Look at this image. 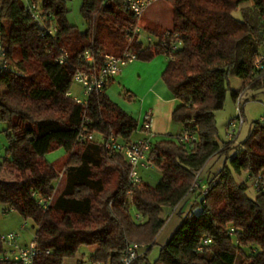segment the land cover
Segmentation results:
<instances>
[{
  "label": "trees",
  "instance_id": "obj_1",
  "mask_svg": "<svg viewBox=\"0 0 264 264\" xmlns=\"http://www.w3.org/2000/svg\"><path fill=\"white\" fill-rule=\"evenodd\" d=\"M37 1L52 14L45 26L28 17L23 0H0L7 59L6 67L0 64V121L7 124L8 138L0 162V205L2 213L14 210L30 221L33 240L49 250L34 264H62L82 246L93 247V264H121L130 244L144 247L131 264H264V194L254 190L250 197L248 185L237 182L225 163L207 178L205 194L191 190L202 166L216 155H225L232 169L248 172L249 179L264 174V118L252 122L243 140L221 144L214 118L230 77L243 80L240 89L231 90L234 100L264 89V63L255 66L264 55V0H166L172 27H142L157 37L177 32L181 44L171 54L132 33L136 20L124 0H82L88 24L83 32L67 22L65 0ZM236 9L239 18L233 15ZM51 23L53 34L47 31ZM124 49L136 52L137 59L157 54L168 59L162 78L177 100L171 119L181 129L174 137L152 141L148 160L161 175L155 186L132 185L125 159L103 145L109 132L128 140L137 120L107 96L106 87L86 103L70 95L77 70L96 71L105 54ZM182 131L194 141L183 143ZM87 132L93 139L80 141L79 134ZM57 146L66 152L64 184L43 208L31 193L45 197L54 192L57 168L44 155ZM5 169L11 170V179L3 178ZM191 194L200 197V211L182 216L151 262L148 252L167 213ZM4 249L0 239V256ZM0 264L20 263L0 259Z\"/></svg>",
  "mask_w": 264,
  "mask_h": 264
},
{
  "label": "built area",
  "instance_id": "obj_2",
  "mask_svg": "<svg viewBox=\"0 0 264 264\" xmlns=\"http://www.w3.org/2000/svg\"><path fill=\"white\" fill-rule=\"evenodd\" d=\"M127 8L133 13L136 24L132 26V33L138 35L144 40L147 45L157 44L165 53L171 54L177 47L180 46V36L177 32L166 31L162 37H157L150 32H145L142 25L140 24V19L146 10V8L155 1L160 0H124ZM24 10L28 17L35 22L37 25L45 26L46 21L52 17L49 10H45L41 7L40 2L37 0H23ZM56 28L51 23L47 28L50 34L55 32ZM2 30L0 26V64L4 68L7 65L6 53L2 46ZM132 37V36H131ZM128 39H131L130 37ZM66 55L60 57L61 62ZM84 58L87 60L91 59V55L88 51L83 54ZM172 59V56H170ZM137 59V54L129 49H124L120 54H105L103 56L102 64L96 71L91 70H77L73 75V82L81 87V96H73L77 103H86L88 97L92 93L101 92L107 87L109 81L119 74L123 67L128 63ZM264 63V55H259L256 59L255 66L261 67ZM241 94H238L235 98L237 101V114L235 117L231 118L227 123V134L228 137L233 140L238 134L239 128L243 123V114L241 103ZM151 111L147 110L143 114V122L140 130L142 131V136L126 141H120L113 132L109 134L104 139L103 145L107 152L111 155L119 154L121 155L126 163L130 166L129 171V181L132 185L142 181L140 174V169L152 168L151 163L148 160V153L152 147V141L149 136L150 124H151ZM264 117H261L262 119ZM78 139L86 140L93 139V135L90 132L81 133ZM195 137L185 131L180 134V140L183 143H190L194 141ZM252 188L258 192L264 194V174H258L250 179ZM192 191H198L201 194L207 192V186L203 183L197 176L196 180L193 182ZM31 195L36 199L37 203L41 207L46 208L52 201L53 196L47 195L41 197L37 193L32 192ZM139 217L138 214H135ZM26 222L24 221L17 230H11L6 233L0 234V239L2 240L4 251L1 253L0 259H9L19 262L20 264H34L35 258L42 253L43 250L38 246L37 242L33 238L26 244H20L19 236L20 230L24 229ZM232 230V229H231ZM231 232V231H230ZM142 246L137 244L128 245L122 252L121 264H131L133 259L138 255L139 249ZM44 253H48L49 250L45 249ZM100 264V263H96Z\"/></svg>",
  "mask_w": 264,
  "mask_h": 264
},
{
  "label": "rangeland",
  "instance_id": "obj_3",
  "mask_svg": "<svg viewBox=\"0 0 264 264\" xmlns=\"http://www.w3.org/2000/svg\"><path fill=\"white\" fill-rule=\"evenodd\" d=\"M65 18L70 25H73L79 31H85L88 28V24L82 16L81 13V5L82 0H65ZM249 5V3H243L241 6ZM148 12L158 18V21L163 25H170L172 20L171 8L169 3L166 0L155 1L148 7ZM233 15L237 18L241 17L239 9L233 11ZM171 19V20H170ZM142 21L147 23L148 20L142 17ZM142 23V22H141ZM149 25V24H147ZM160 28V30L164 29L163 27L156 25ZM163 57V56H162ZM165 57V56H164ZM243 80L239 77L232 76L229 78L228 90L225 94V99L222 108L214 111V118L216 121V141L218 143H223L230 141L231 139L227 134V123L228 121L235 117L237 114V101H235L231 95V90H238L242 87ZM116 89V94H118V88ZM120 93V91H119ZM70 95L71 96H81V87L76 83L72 82L70 87ZM121 93L119 97H121ZM117 101L119 104H126L123 97ZM123 102V103H122ZM240 106L242 108L243 114V123L241 124L237 137L235 138V143L243 140L252 124V122L264 117V89L259 90H249L248 92L243 94V98H241ZM7 124L5 122L0 121V162L3 161L6 155V146L8 144V138L6 134ZM174 137V136H173ZM234 140V139H233ZM45 159L51 164L55 165L58 172L57 184L54 192L52 193L53 198L56 197L59 190L62 188L64 184V168L63 162L66 158V152L63 147L57 146L49 150L44 155ZM224 163L231 169L234 179L237 182L244 181L248 185L247 194L250 197H253L256 192L252 188L251 181L249 179L248 172L241 171L240 173L235 172L230 162L225 158V155H216L210 159H208L205 164L202 166L198 173V178L205 183L207 178L212 176L214 172L220 169ZM158 172L156 169L151 168ZM13 174H11L10 169H5L3 171V178L11 179ZM161 178V176H160ZM149 184V183H148ZM184 211H189L192 213H198L201 209L200 197L194 196L191 194L189 198L185 201ZM2 206L0 205V234L6 233L11 230H17L20 225L24 222L21 216L14 210L7 211L2 213ZM130 211L132 214L135 213V209L130 204ZM172 211L175 210H171ZM171 213H167V217L169 218ZM164 213H162L163 215ZM26 226L24 229L20 230L19 241H30L32 239L33 231L30 226V221H25ZM169 226V224H168ZM143 247V246H142ZM141 247V248H142ZM160 247V243H157L149 250L148 259L153 262L158 256V250ZM139 249V252L142 249ZM144 248V247H143ZM92 246H82L78 249L76 254L72 257H65L62 261V264H93L89 259V255L92 252ZM240 258V256L238 257ZM238 261V260H237Z\"/></svg>",
  "mask_w": 264,
  "mask_h": 264
},
{
  "label": "crops",
  "instance_id": "obj_4",
  "mask_svg": "<svg viewBox=\"0 0 264 264\" xmlns=\"http://www.w3.org/2000/svg\"><path fill=\"white\" fill-rule=\"evenodd\" d=\"M148 7L142 15L148 22L144 23L142 17L140 19V24L143 27L147 24L159 25L167 30L172 27L171 19L170 25L163 26L156 16L148 12ZM167 61V57H164L162 54L154 55L148 60L136 59L125 65L122 71L109 81L105 89V93L113 102L137 120V128L131 134V139L142 136L143 133L140 130L143 122L142 117L147 110H150L152 115L149 132L151 141L171 138L177 135L181 129V125L171 119V113L177 104V100L162 78V72ZM114 87L119 89L118 94H116L117 90L114 89ZM119 91L123 100H125V102L127 101L126 104H119L117 102L119 100L116 99L121 98L119 97ZM123 91L126 93L125 96L122 94L124 93ZM241 97L243 98V94H241ZM140 174L142 181L152 186H155L159 182L161 176L159 171L156 172L151 168L140 169ZM185 201L186 200L177 205V207L173 209L175 211H172V213L171 210L168 212L171 213V215L156 238L160 246L166 242L168 237L181 222L182 216L187 212L184 211ZM19 242L20 244H26L28 241Z\"/></svg>",
  "mask_w": 264,
  "mask_h": 264
}]
</instances>
